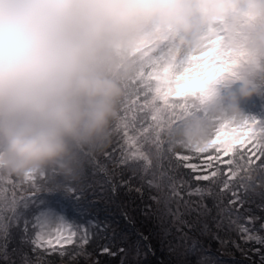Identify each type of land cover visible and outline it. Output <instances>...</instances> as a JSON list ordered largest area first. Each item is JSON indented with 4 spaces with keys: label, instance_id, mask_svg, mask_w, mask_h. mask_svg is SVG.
<instances>
[{
    "label": "snow or ice",
    "instance_id": "1",
    "mask_svg": "<svg viewBox=\"0 0 264 264\" xmlns=\"http://www.w3.org/2000/svg\"><path fill=\"white\" fill-rule=\"evenodd\" d=\"M166 60L150 55L130 83L111 148L90 162L92 175L99 177L95 186L113 200L122 190L141 200L147 194L151 203L145 211L171 237L176 264H191L179 258L190 256L195 264H229L206 247L213 245L222 254L238 251L245 264H264V121H214L206 142L174 147L166 125L202 110L161 87L153 63L163 67ZM108 162L114 165L111 175ZM84 176L69 183L54 171L23 180L0 175V264H15L10 241L17 243L12 254L20 255V264H101L94 256L141 264L139 258L153 250L148 238L128 240L115 221L95 214V204L85 198L92 185H85ZM253 196H259L258 204ZM120 213L128 219L125 208Z\"/></svg>",
    "mask_w": 264,
    "mask_h": 264
},
{
    "label": "clouds",
    "instance_id": "2",
    "mask_svg": "<svg viewBox=\"0 0 264 264\" xmlns=\"http://www.w3.org/2000/svg\"><path fill=\"white\" fill-rule=\"evenodd\" d=\"M154 31L242 51L224 101L248 119L239 101L264 85V0H0V175L78 183L111 148L138 42ZM208 136L194 122L172 142Z\"/></svg>",
    "mask_w": 264,
    "mask_h": 264
},
{
    "label": "rangeland",
    "instance_id": "3",
    "mask_svg": "<svg viewBox=\"0 0 264 264\" xmlns=\"http://www.w3.org/2000/svg\"><path fill=\"white\" fill-rule=\"evenodd\" d=\"M222 41V36H216L206 40L205 44L198 49L191 42H184L179 36L164 31H154L139 40L136 58L133 61L136 75L134 73L133 77L137 76L150 55L154 58L168 56V60L163 61V67L160 64L153 63V71L158 76L161 87L168 91L183 94L189 98L190 107L195 104L196 108L202 110L198 115L180 117L166 125L164 129L166 138H178L181 130H186L191 134L194 122L201 135L210 134V124L214 121L236 125L241 123L238 114L229 111L228 105L224 101V96L232 90L230 87L231 83L239 77V68L244 53L225 47ZM177 56L180 57L178 63ZM166 73H170L169 78ZM131 80L128 81L126 94L129 91L130 83L134 79ZM202 85L205 87H200ZM239 108L242 113L248 114L250 118H259L261 108H264V85L261 86L259 95L240 100ZM193 110L195 111V109ZM238 131L243 133L247 130L238 129ZM106 167L109 175H111L114 165L108 162ZM97 179L99 177L93 176L92 170L88 167L83 177V182L85 185H92L85 194L87 202L95 204L92 211L101 217L102 215L107 217L110 221H122L123 215L120 213V208L129 209L127 208L129 205L127 200L130 195L128 196L122 190L120 195L113 200L108 197V192L101 193L99 188L95 186ZM42 195L47 198L52 196L50 193H43ZM255 199L258 204L259 196H255ZM135 201L137 199H132V202ZM143 203L149 204L151 202L144 199ZM253 205L254 209H258L255 204ZM136 208H138V202L133 204V210ZM255 212L257 215L261 214L258 210H255ZM149 216L151 215L148 214ZM126 239L133 242L136 241L135 236L132 238L127 237ZM16 247L17 243L10 241L9 253L11 261H14L15 264H20V255L18 253L12 254V249ZM117 264H120V259Z\"/></svg>",
    "mask_w": 264,
    "mask_h": 264
},
{
    "label": "trees",
    "instance_id": "4",
    "mask_svg": "<svg viewBox=\"0 0 264 264\" xmlns=\"http://www.w3.org/2000/svg\"><path fill=\"white\" fill-rule=\"evenodd\" d=\"M134 73L136 75V72ZM166 75L168 78L170 77V73H166ZM134 77H132V80L134 79ZM200 87H205V86L202 85ZM257 119L264 121V108L263 109L261 108L260 117ZM170 140L173 141L174 138ZM132 199L133 200L137 199V201L132 202ZM253 199L256 200L255 196H253ZM145 200H147V194L145 195ZM136 202H138V208L133 210V204ZM127 204H129L127 207L129 208L127 210L128 219L123 218L122 221L115 222L114 226L117 227V230L125 238L127 237L132 238L133 236L137 238L138 235H143L144 237L148 238L146 243L150 244L153 250L147 256H141L139 258L141 264H176L178 257L173 252H171L168 247V242L171 239V237L170 236L166 237L163 234L159 225V221L155 217L153 216L148 217V212L145 211L148 203L146 204L143 203V200H141L138 195L132 194L129 196V199L127 200ZM252 207H254V205H252ZM255 210L260 211V209H255ZM136 242L139 243L138 240H136ZM206 247H210V250L212 252L216 253L217 255H220L221 258L224 259L225 261H228L229 264H233V262L234 264H245L246 258L242 256L238 251L231 252L230 254H222L221 252L217 251V247H218L217 245L206 246ZM93 258L99 259L101 264H117L118 260L120 259L119 257H106V256H94ZM179 258L187 259L191 261V264H195V260H196V257L194 256L179 257ZM81 264H85V261L81 260Z\"/></svg>",
    "mask_w": 264,
    "mask_h": 264
}]
</instances>
